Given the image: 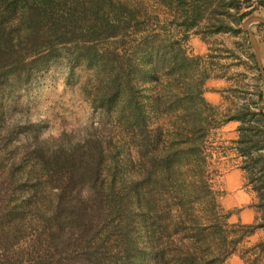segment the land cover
Returning <instances> with one entry per match:
<instances>
[{
  "label": "trees",
  "instance_id": "16d2710c",
  "mask_svg": "<svg viewBox=\"0 0 264 264\" xmlns=\"http://www.w3.org/2000/svg\"><path fill=\"white\" fill-rule=\"evenodd\" d=\"M163 1L188 7L185 13L171 16L180 27L181 36L167 32L159 24L162 19L157 14L154 21L160 28H146L152 17L141 6L142 0H76L71 6L72 13L49 17L46 23L21 15L16 26L37 28L42 22L49 27L47 31L25 36L30 52L21 61L30 56L33 60L29 63L36 67L46 65L49 56L62 44L73 46L71 54L76 62L93 68L97 74L103 72V84L97 88L93 103L120 118V137L106 145L100 140L87 141L83 152L60 149L51 158L55 160L52 165L60 161L76 177L80 168L87 170L99 201L102 193L96 190L97 179L103 172L106 171L107 177L115 176L117 171L123 172V164L134 166L130 188L122 195L117 193L108 198L110 211L105 212L116 219L105 227L110 229L107 232L117 235L121 264H134V260L138 264H225L243 236L264 229V110L261 86L256 83L262 80V75L253 52L247 53L245 59L221 42V47L209 48L205 55H190L183 41L200 19H207L201 30L203 37L218 33L238 35L242 19L255 7L263 6L264 0H257L256 5L239 14V0ZM43 5L48 10L60 8L52 1L45 0ZM85 7L88 9H81ZM4 9L10 11L7 6ZM208 10L212 14L209 18L205 16ZM169 19L167 14L163 24ZM1 34L0 47L4 44L10 47L12 36L6 38ZM101 40L109 41L102 49L98 46ZM246 40L250 44L249 38ZM233 43L243 45V41ZM220 58L233 60L220 65L214 61ZM227 68H235L230 76L222 72ZM249 70L256 73L254 83L245 86L235 83L224 88L221 104H212L203 96L204 82L210 76L245 80ZM226 100L230 101L228 106L224 105ZM228 121L238 122V135L232 142L241 159L237 167L256 193L257 201L251 205L257 217L250 224H233L236 231H241L240 236L225 241L220 248L210 246L200 255L198 240L208 244L211 241L210 218L197 213L200 206L207 210L214 200L209 177L210 132ZM131 151L136 159H132ZM101 184L107 195L113 193L114 179L108 185ZM57 194L59 200L66 199L65 188ZM70 201L64 206L73 210ZM91 214L94 217L97 212ZM225 217H229V211ZM137 242L141 246H136ZM96 244L92 233L82 248L93 255L99 249Z\"/></svg>",
  "mask_w": 264,
  "mask_h": 264
},
{
  "label": "rangeland",
  "instance_id": "374dc122",
  "mask_svg": "<svg viewBox=\"0 0 264 264\" xmlns=\"http://www.w3.org/2000/svg\"><path fill=\"white\" fill-rule=\"evenodd\" d=\"M43 1L45 0H0V22L3 24L0 34L6 38L12 36L10 47L5 44L0 47V55L3 56L0 61V264H121L120 253L116 247L117 235L107 232L110 229L105 227L108 222L116 219L110 215L106 216L105 212L110 211L108 198H114L117 193L122 195L130 188L134 166L123 164V172L117 171L115 176L107 177L104 171L97 179L96 190L103 194L99 201L94 196L95 189L87 170L80 168L76 177L71 175L68 165L63 166L60 161H56L57 165H52L55 160L51 158L60 153V149H78L83 152L86 150L84 144L88 143L87 141L100 140L105 144L117 139L122 132L120 118L115 114L106 113L93 103L97 88L103 84V72L97 74L93 68L76 62L71 54L73 46L58 45L56 51L49 56L47 64L39 67L29 63L33 57L25 58L30 52L26 49L29 43L25 41V36L47 31L49 27L44 26L42 22L46 23L49 17L67 16L74 10L71 6L76 2L46 0L52 1L54 6H60L48 10ZM163 2L142 0L141 6L146 8L152 17L146 28H160L158 26L161 24L170 34L181 36L180 27L171 16L185 13L188 7ZM256 3L257 0H239L238 14L247 11ZM19 4L24 7L20 8ZM6 6L10 11H5ZM155 14L162 19L159 24L154 21ZM167 14L172 21L167 20L163 24V18ZM21 15L30 16L34 22H42H38L37 28L16 26ZM205 16L209 18L212 14L208 10ZM205 22L207 19H200L187 31L183 46L188 54L205 55L209 48L221 47V42L242 56L245 48L248 53L253 52L249 35L243 34L242 30L236 36L218 33L206 34L203 37L201 30ZM241 26L240 24V29ZM246 37L249 38L250 44ZM235 40L243 41V45L236 46L233 43ZM108 44L109 41L101 40L98 46L102 49ZM23 55L25 57L22 62ZM232 60L220 58L214 61L222 65ZM216 70L221 72L220 69ZM222 70L230 76L235 68ZM249 72L245 80L224 78L226 87L235 83L242 86L254 83L253 74L256 73L254 70ZM262 82L263 76L262 80L259 79L256 83L261 86ZM229 104V100L224 103L225 106ZM222 136L219 128L210 132L212 158L209 177L214 200L207 206V210L201 209L200 206L197 213L209 216L211 241L208 244L207 241L198 240V244H201L197 246L201 251L200 255L204 254L208 247L220 248L225 241L241 234V231H236L232 226L235 223L225 217L228 211L221 205L222 191L219 183L221 175L237 167L241 159L236 154L232 140ZM130 154L132 159H136L134 151ZM122 157L123 155L120 159ZM105 161L106 159L103 163ZM55 169L59 170L58 173L54 172ZM113 179L114 191L107 195V191H102L101 183L108 185L109 180ZM245 185L250 188L246 179ZM62 188L66 189L65 200L58 198L57 193ZM254 197L256 202L255 192ZM68 199L71 200L69 206H73V210L64 206ZM92 212H97L96 216L93 217ZM92 233H95L99 244L98 251L93 255L86 254L82 248L85 240L92 238ZM251 240L249 235L243 236L234 245L235 251L228 255L225 264H264V239L255 243H251ZM259 243L262 245L259 246ZM136 246L141 245L137 242ZM133 262L138 264L136 260Z\"/></svg>",
  "mask_w": 264,
  "mask_h": 264
},
{
  "label": "crops",
  "instance_id": "0c3cea01",
  "mask_svg": "<svg viewBox=\"0 0 264 264\" xmlns=\"http://www.w3.org/2000/svg\"><path fill=\"white\" fill-rule=\"evenodd\" d=\"M256 5V4H255ZM254 5L252 4L250 8ZM251 16H258L264 18V5L257 6L253 11L245 16L240 22L241 30L243 34L248 33L243 24L246 19ZM249 29L254 34L258 49H259V64L264 70V23L259 21H254L250 24ZM242 35V34H241ZM238 39V37H235ZM253 49V46H252ZM243 57L246 59L245 55H247V50H243ZM203 52V50H201ZM245 53V54H244ZM254 53V49H253ZM264 78V77H263ZM227 82L224 78H208L204 83L203 96L207 101L212 104H219L222 101V93L221 90L226 87ZM262 91V101L261 105L264 110V82L261 84ZM237 121H228L221 125L219 130L221 129L222 137L234 140L237 138ZM220 188L222 191L221 195V205L229 211V221L233 223H242V224H250L256 220L257 211L251 205L254 202V192L249 188V186L245 185V178L243 171L235 167L229 171H226L221 175L220 178ZM249 239H252L251 243H255L260 239H264V229H257L254 233L249 235ZM243 263V261H242Z\"/></svg>",
  "mask_w": 264,
  "mask_h": 264
},
{
  "label": "water",
  "instance_id": "95a60500",
  "mask_svg": "<svg viewBox=\"0 0 264 264\" xmlns=\"http://www.w3.org/2000/svg\"><path fill=\"white\" fill-rule=\"evenodd\" d=\"M254 21H259L264 23V18L263 17H258V16H251L248 19L245 20L243 27L245 28V30L248 32L251 44L253 46L254 49V56H255V61L257 62V66L262 74V76L264 77V70L262 69V67L259 64V49H258V45L255 39L254 34L251 32V30L249 29V26L252 22Z\"/></svg>",
  "mask_w": 264,
  "mask_h": 264
}]
</instances>
